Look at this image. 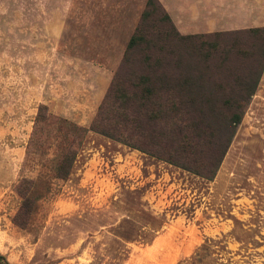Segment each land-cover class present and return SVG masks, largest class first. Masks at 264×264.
<instances>
[{"label": "rangeland", "instance_id": "374dc122", "mask_svg": "<svg viewBox=\"0 0 264 264\" xmlns=\"http://www.w3.org/2000/svg\"><path fill=\"white\" fill-rule=\"evenodd\" d=\"M158 1L181 35L227 31L184 34ZM229 2L212 17L220 27H264V0ZM147 3L0 0V262L264 264V68L213 180L94 131L67 179L55 175L63 130L47 127V140L28 153L40 104L90 128ZM169 48L161 69L202 82L197 94L219 96L217 79L233 77L197 74L193 50L176 38ZM143 58L136 54L131 69ZM25 179L37 208L21 227L14 217Z\"/></svg>", "mask_w": 264, "mask_h": 264}, {"label": "trees", "instance_id": "16d2710c", "mask_svg": "<svg viewBox=\"0 0 264 264\" xmlns=\"http://www.w3.org/2000/svg\"><path fill=\"white\" fill-rule=\"evenodd\" d=\"M175 38L197 55V74L219 71L233 76L217 79L221 95L197 94L195 91L202 82L189 76L175 81L169 74L173 71L161 69L162 56L172 51L169 46ZM139 52L144 58L138 63V72L131 69L135 68L131 63ZM263 68L264 27L181 35L161 3L148 0L120 69L90 128L70 123L54 115L48 105L40 104L28 153L47 140V127L63 130L62 141L67 147L58 157L55 175L67 179L84 140L94 131L213 180ZM32 185L31 180L25 179L18 186L23 201L14 222L21 227L29 224L37 208ZM138 212L149 216L153 226L157 225L158 217L143 208ZM123 232V237L134 236V230Z\"/></svg>", "mask_w": 264, "mask_h": 264}, {"label": "crops", "instance_id": "0c3cea01", "mask_svg": "<svg viewBox=\"0 0 264 264\" xmlns=\"http://www.w3.org/2000/svg\"><path fill=\"white\" fill-rule=\"evenodd\" d=\"M173 17L179 30L184 34L209 33L216 30H236L247 28L248 26L237 24L233 26L220 27L225 23L218 18L221 9L231 8L230 0H225L228 4H223L222 0H160ZM234 6V5H233ZM216 10V12L214 11ZM221 16V15H220ZM226 24V23H225ZM226 26V27H224Z\"/></svg>", "mask_w": 264, "mask_h": 264}]
</instances>
